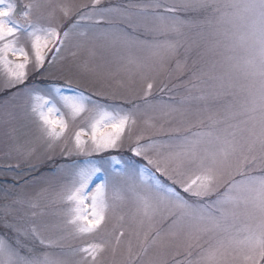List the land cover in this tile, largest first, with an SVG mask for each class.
Here are the masks:
<instances>
[{
    "label": "snow or ice",
    "instance_id": "snow-or-ice-1",
    "mask_svg": "<svg viewBox=\"0 0 264 264\" xmlns=\"http://www.w3.org/2000/svg\"><path fill=\"white\" fill-rule=\"evenodd\" d=\"M34 7L38 5H23L19 12L22 21H18L15 19L18 5L14 0H0V68L6 76L0 88L4 92L15 89L13 96L25 98L36 119L39 138L49 148L64 137L69 126L57 100L73 120L83 113L90 114L87 128L75 131L72 146L61 149L65 155L72 152L91 155L115 149L128 126L135 123L131 111L94 102L71 84L53 82L43 89L27 85V68L33 63L32 58L36 70L54 63L82 21L96 18L91 28L99 38L117 35L131 40L119 25L109 22L107 28H100L105 13H119V18L133 32L142 27L146 33L174 34L178 38L184 35L185 27L194 23L181 19L179 11L209 13L202 22L209 31L207 34L201 31L199 35L205 49L203 54L216 59L211 61L209 72H190L189 87L200 91L197 100L216 101L227 96L242 100L219 110L210 109L206 103L203 111L207 115L194 124L187 123L183 131L173 129L178 135L168 141L150 139L141 144L138 137L131 152L143 158L146 162L143 165L122 162L115 156L99 163L73 162L65 169L67 182L59 194L61 203L66 205L60 229L64 234L58 240H46L35 226L28 232L5 221V227L14 230L18 238L14 242L0 238V264H97L105 249L103 243L65 247L60 241L98 232L111 207L109 187L117 191L121 183L135 196L141 229L136 233V246L131 241L127 245L124 264H169L166 249L173 241L186 254L179 264H264V0H180L179 4L171 5L155 0L150 5H129L124 9L101 8L99 0H91L90 5L80 6L75 12V22L64 29L40 18L33 19ZM59 7L65 17L70 15L67 5ZM132 8L138 9L145 19L134 21ZM149 8L151 13L147 11ZM22 32L30 41L31 54L20 44ZM78 34L87 36L86 31ZM153 46L174 56L182 45L177 39L156 41ZM191 48L189 45L188 50ZM177 70L184 72L185 65L177 61ZM65 89L73 94H66ZM152 89L149 82L143 96L145 103ZM138 107L133 104V108ZM85 136L89 139L85 140ZM190 169L196 170L195 175L185 179ZM155 173L179 184L190 199L162 184ZM93 183L95 186L91 187ZM162 221H170L167 231L159 226ZM29 235L45 248L57 247L58 253L21 256L20 249L25 245L19 237ZM123 236L121 230L116 245ZM153 248L158 250L157 255L145 260Z\"/></svg>",
    "mask_w": 264,
    "mask_h": 264
},
{
    "label": "rangeland",
    "instance_id": "rangeland-1",
    "mask_svg": "<svg viewBox=\"0 0 264 264\" xmlns=\"http://www.w3.org/2000/svg\"><path fill=\"white\" fill-rule=\"evenodd\" d=\"M14 2L21 7L29 3L38 5L33 8L32 18L60 25L62 29L75 22V12L81 5L91 4V0H14ZM154 2L155 0H99V7L124 9L129 5H150ZM159 2L171 5L179 4L180 0ZM60 5H67L70 8L68 17L64 16ZM147 11L151 13L152 9L149 8ZM130 12L134 21L145 19L136 8L130 9ZM177 15L181 19L194 22L191 26L185 27L184 35L179 38L174 34L164 36L146 33L142 27L133 32L119 18V13L115 12L104 14L100 28H107L109 22L119 25L125 28L131 40L117 35L99 38L96 30L91 28L96 18L92 21H82L80 27L72 32L54 63H46L43 70H36L33 57V63L27 68L28 86L43 89L50 87L53 82L60 85L71 84L73 89L82 92L94 102L107 105L109 108L119 107L124 111H131L135 123L128 126L119 146L115 149L91 155L76 152L65 155L61 149L66 145L72 146L75 131L80 127L87 128L90 114L83 113L73 120L59 100L56 101L57 106L64 113L69 126L64 137L55 142L53 148H49L48 144L39 138L36 119L31 115L25 98L13 96L15 89L4 92L0 88V238H5L9 242H14L18 238L14 230L5 227L7 221L28 232L35 226L46 240H58L64 234L60 229L66 208V205L61 203L59 194L67 182L65 169L73 162L78 165L89 161L99 163L115 156L122 162L130 161L137 166L143 165L146 163L143 158L136 157L131 152V147L136 145L138 137L141 144L147 143L150 139L168 141L169 137L178 135L173 129L180 128L183 131L187 123L194 124L197 119L206 116L207 113L203 111L206 103L210 109L219 110L228 103H238L242 100V97L233 96L208 102L195 99L200 95V91L189 87L192 83L190 72L194 70L197 73L201 71L207 73L211 61L216 59L210 54H203L205 49L199 35L201 31L205 34L209 31L207 25L202 23L209 13L189 10L179 11ZM15 19L22 21L19 14ZM85 31L87 36L82 37L78 34ZM177 39L181 41L182 46L174 56L163 48L153 46L156 41ZM145 40L149 43L138 42ZM20 44L31 54V44L26 33H20ZM189 45H192L190 51ZM177 61L185 65L184 72L177 70ZM5 79V72L0 68V86ZM149 82L153 84V89L148 102L145 103L143 96ZM211 83L209 82V87ZM65 93L73 94L67 89ZM134 103L139 107L133 108ZM172 108L179 111H171ZM84 139L89 138L85 136ZM195 172V169L188 170L184 178L194 177ZM155 175L162 184L175 188L180 195L190 199L189 194L168 176L161 173ZM94 181L99 182L95 177ZM94 186L93 183L91 187ZM108 197L111 207L106 221L98 232L61 240L60 243L65 247L83 246L92 242L103 243L105 249L99 255L97 264H124L127 245L131 241L133 246H136V233L141 230L137 203L134 194L122 183L117 185V191H113L110 185ZM33 212L36 216L32 215ZM169 223L170 221H162L159 226L167 231ZM121 230L124 236L121 243L116 245V236ZM19 238L21 244L25 245L20 249L21 256L43 255L45 252L56 254L59 251L55 246L50 248L41 246L38 240L32 239L30 235ZM157 252L155 248L150 249L145 260L155 257ZM166 255L169 264H179L186 258L184 248L178 246L176 241L166 249Z\"/></svg>",
    "mask_w": 264,
    "mask_h": 264
},
{
    "label": "water",
    "instance_id": "water-1",
    "mask_svg": "<svg viewBox=\"0 0 264 264\" xmlns=\"http://www.w3.org/2000/svg\"><path fill=\"white\" fill-rule=\"evenodd\" d=\"M20 10H21V7H20V6H18V8H17V12H20Z\"/></svg>",
    "mask_w": 264,
    "mask_h": 264
}]
</instances>
